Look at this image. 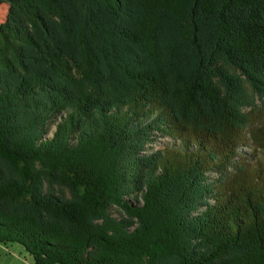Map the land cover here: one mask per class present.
Returning a JSON list of instances; mask_svg holds the SVG:
<instances>
[{"label": "trees", "instance_id": "obj_1", "mask_svg": "<svg viewBox=\"0 0 264 264\" xmlns=\"http://www.w3.org/2000/svg\"><path fill=\"white\" fill-rule=\"evenodd\" d=\"M262 98L264 0H0V245L264 264Z\"/></svg>", "mask_w": 264, "mask_h": 264}, {"label": "rangeland", "instance_id": "obj_2", "mask_svg": "<svg viewBox=\"0 0 264 264\" xmlns=\"http://www.w3.org/2000/svg\"><path fill=\"white\" fill-rule=\"evenodd\" d=\"M247 110H250L247 109ZM252 116L258 115L260 119H263L264 121V98L257 99L255 101V107L252 111ZM264 123V122H263ZM173 143L172 140L165 136V137H158L154 136L153 141L149 142L144 150L145 153L148 154L150 151H157L159 149H162L164 145ZM242 151L248 152L249 149L247 147H243ZM47 186V185H46ZM44 187V189L51 191L55 195H64V197H67V192L59 189V188H48ZM110 215L115 218H126V216L118 209L111 208L110 209ZM0 264H32L31 258L28 256V254L24 251V249L17 244H11L8 246H2L0 245Z\"/></svg>", "mask_w": 264, "mask_h": 264}]
</instances>
